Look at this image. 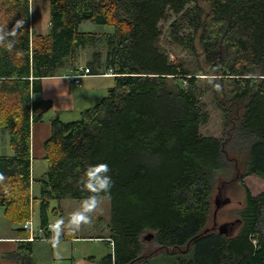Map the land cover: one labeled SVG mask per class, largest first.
<instances>
[{"label":"trees","instance_id":"16d2710c","mask_svg":"<svg viewBox=\"0 0 264 264\" xmlns=\"http://www.w3.org/2000/svg\"><path fill=\"white\" fill-rule=\"evenodd\" d=\"M0 2L9 14L3 30L23 21L12 50L0 43V129L12 151L0 157V208L12 224L30 221L37 200L40 228L48 227L50 201L83 200L84 169L103 162L113 179L103 200L114 249L101 264H151L142 257L149 233L177 264H264V193L252 196L243 182L264 179V0H49L46 36L31 28L30 0ZM168 16L170 45L194 61L190 69L161 45ZM85 21L112 32L81 33ZM97 44L113 85L79 120L51 122L46 172L31 199V129L52 107L41 81L74 70L78 50ZM207 93L222 115V139L200 133L210 120ZM234 174L245 192L237 233H205L217 180ZM32 254L33 244L21 242L10 258L33 264Z\"/></svg>","mask_w":264,"mask_h":264},{"label":"rangeland","instance_id":"374dc122","mask_svg":"<svg viewBox=\"0 0 264 264\" xmlns=\"http://www.w3.org/2000/svg\"><path fill=\"white\" fill-rule=\"evenodd\" d=\"M47 5L49 8V3H47ZM203 7L205 9L208 8L206 4H204ZM8 16L7 6L5 3L0 2V29H4V26L7 25ZM174 19L175 18L172 16H168L167 19L161 23L160 28L163 32L161 45H164L168 50L171 61L177 62L185 68L190 69V66L194 61L186 54V52H182L174 48L169 42L170 25ZM79 32L99 36L111 33L112 28L98 26L90 21H85L80 24ZM83 51L84 53L81 55L82 58L80 59L81 65L84 64V60L91 62L97 52H102V54L105 53L103 44L87 47ZM78 52H80V49ZM64 72L65 69H62L57 72V75ZM199 78L216 79L217 81L222 79L221 76H205ZM91 85L93 86L95 84L91 83ZM202 102L205 104L210 120L206 126L200 128L201 135L203 137L222 139L224 136L222 115L221 112L214 106L216 103L215 98H212L209 93H207L206 96L202 98ZM93 106L94 104L90 107ZM70 117L71 118H64V116H62L61 121L73 122L80 119V116L73 118V116L70 115ZM9 142L8 132L0 129V157L3 158L12 155ZM32 168L35 180H39L44 177L46 172V163L44 161L34 160ZM235 178L236 175L234 174L217 180L212 199L211 213L206 226L207 230L216 231L220 225L231 223L239 219V214L245 206V192L239 186ZM243 182L252 196H258L259 194L264 193V179L257 176H248L243 180ZM33 191L35 192V197H37V189H34ZM215 198L219 199L218 207L214 205ZM81 201L82 200H63L60 204L56 201H50V210L47 214L49 222L53 223L55 219L59 217H63L67 220L68 216L79 208ZM226 201L227 203H225ZM38 207L39 203L35 201L33 205V213L29 218L31 222V229L35 231L36 234H38L40 229ZM53 209H55V211H53ZM92 217V223L90 225H83L78 232H75L74 236H72V232H67V234L70 235V239L61 240V243L57 247H53L49 242H36L34 244L35 246L32 254L33 264H101L105 256L113 254L114 249V243L110 240L109 229L112 217L111 202L109 200H102L100 208L92 214ZM10 226L12 230L16 231L17 225ZM236 231L235 233H237ZM149 234H144V236H142V242L145 246V251L142 257L150 259L151 264H177V258L168 256L165 251H160L158 246L153 242V239L151 240L149 238ZM51 235L52 234L49 230H46L44 233V237L46 238H50ZM71 237L76 239H71ZM191 257L192 256L189 254H183L182 256L180 255L178 259L180 258L187 261L188 258ZM6 259L13 261V259H11L10 256L8 257V255H6Z\"/></svg>","mask_w":264,"mask_h":264},{"label":"crops","instance_id":"0c3cea01","mask_svg":"<svg viewBox=\"0 0 264 264\" xmlns=\"http://www.w3.org/2000/svg\"><path fill=\"white\" fill-rule=\"evenodd\" d=\"M47 3H49L50 5L49 0H30V14H31L30 25L36 35L46 36L48 34L51 5L48 8ZM83 50L85 49H81L80 52H78L77 54L74 70H71L69 66L67 67L69 69L66 68L65 72L61 73L57 77L46 78L41 81L42 90H43L42 98L44 100L50 101L52 107L44 115L41 122L34 124L31 129V177H32L31 187H30L31 199L39 198V189L33 182L37 180L34 179L32 165L34 160L44 161L43 147H44V143L50 137L51 122L54 119H59L61 121L62 116H64V118H71L70 115H72L73 118L80 116V114L84 110L91 108L90 106L92 104H94L95 106L97 103H99V101L106 96L108 90L113 85L112 75L110 72H107L105 69V53L102 54V52H97L99 54L98 56L99 59L95 61L94 64V70L97 75H94L92 73L93 70L89 66L90 64L89 61L84 60V64L83 65L80 64V59L82 58L81 55L84 53ZM84 68L89 69L92 75L82 78L79 85H75L71 80L67 79V77L70 76L71 74L77 73V71ZM91 83H94L95 85L92 86ZM69 122H64V123H69ZM11 156L12 155L7 157H11ZM34 189H37L38 192L37 197H35V192L33 191ZM35 201L32 203V209ZM24 224L22 226L23 229H24ZM10 225H14V224H12L5 217V209L0 208V264H20L18 261L15 260L11 261L9 259H6V255H8L9 257L15 254L18 251L19 243L21 242L28 243L25 242V240H27L30 236V233L28 232V230H26L28 232V237L24 238L22 234L18 233V230L21 229V226L17 225L16 231H14L12 230ZM40 229H45V228H40ZM67 232L68 231H65L64 233ZM72 234H73L72 236L75 235V233ZM67 236L70 235L68 234ZM71 239H76V238L71 237ZM35 243L36 242L32 243L33 251H34Z\"/></svg>","mask_w":264,"mask_h":264},{"label":"clouds","instance_id":"9594fccd","mask_svg":"<svg viewBox=\"0 0 264 264\" xmlns=\"http://www.w3.org/2000/svg\"><path fill=\"white\" fill-rule=\"evenodd\" d=\"M23 27V21H17L15 27L10 30L0 29V43H4L7 49L14 48V39L17 36L18 30ZM211 82V80L209 81ZM214 88L219 91L220 85H214ZM111 170L107 163H96L88 165L82 176L80 177L81 189L88 193L80 203L77 210L73 211L65 220L63 217L55 219L49 224L51 236L49 243L53 247L59 246L61 243L62 234L65 231L78 232L83 225H90L93 221L92 214L96 212L102 203V200L109 196L113 187V179L110 174Z\"/></svg>","mask_w":264,"mask_h":264},{"label":"built area","instance_id":"2783aa9c","mask_svg":"<svg viewBox=\"0 0 264 264\" xmlns=\"http://www.w3.org/2000/svg\"><path fill=\"white\" fill-rule=\"evenodd\" d=\"M90 75H91L90 70L87 68H84V69L77 71V73L71 74L70 76L67 77V79L71 80L75 85H79L82 78L90 76ZM24 229L28 230V232L30 233L29 238L25 240V242H28V243H34L38 241L49 242V238L44 237V233L46 232V230H49V226L46 227L45 229H40L38 231V234H36L31 229V223L25 222Z\"/></svg>","mask_w":264,"mask_h":264},{"label":"water","instance_id":"95a60500","mask_svg":"<svg viewBox=\"0 0 264 264\" xmlns=\"http://www.w3.org/2000/svg\"><path fill=\"white\" fill-rule=\"evenodd\" d=\"M225 203H227V201ZM214 205L216 207H218V205H219V199L218 198H215ZM240 223H241L240 220H236V221L231 222V223L222 224L216 229L215 232L219 236H222V237H225V238H231V237H233L235 235V231L237 229V226ZM207 231H209V230H206L205 233H207ZM149 238L152 240L153 239V235L149 234Z\"/></svg>","mask_w":264,"mask_h":264}]
</instances>
